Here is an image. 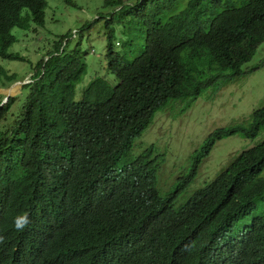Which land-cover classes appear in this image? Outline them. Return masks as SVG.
Segmentation results:
<instances>
[{
  "label": "trees",
  "instance_id": "16d2710c",
  "mask_svg": "<svg viewBox=\"0 0 264 264\" xmlns=\"http://www.w3.org/2000/svg\"><path fill=\"white\" fill-rule=\"evenodd\" d=\"M48 5L0 0V57L27 60L9 51L18 40L12 30L44 26ZM104 6L145 38L142 52L128 59L116 49L114 16L106 18L107 66L116 85L97 76L75 99L86 53L78 45L66 51L72 35L66 33L23 85L29 93L9 126L3 121L16 97L0 99V264H264V140L178 203L218 141L258 137L264 105L247 122L209 134L165 196L157 187L162 154L150 145L131 156L169 101H195L212 84L219 89L257 69L243 66L264 42V0H105ZM18 79L0 66V87ZM33 192L57 194L42 236L30 227L14 230L22 200Z\"/></svg>",
  "mask_w": 264,
  "mask_h": 264
},
{
  "label": "rangeland",
  "instance_id": "374dc122",
  "mask_svg": "<svg viewBox=\"0 0 264 264\" xmlns=\"http://www.w3.org/2000/svg\"><path fill=\"white\" fill-rule=\"evenodd\" d=\"M104 3L105 0H49L44 26L32 23L29 29L13 28L18 40L9 51L20 53L27 60L0 57V66L11 73H18L19 77L13 85L0 88V99L4 95L3 103L8 101V94L16 97L7 119L3 121L5 125L12 124L15 115L19 116L29 93V88H23V85L32 81L36 64L47 58L54 42L59 39L58 35L72 33L66 51L78 45L86 53L87 72L77 83L76 100L82 98L83 89L97 76L116 85V76L107 66L106 18L114 16L111 25L116 31V49L126 53L128 59L142 52L145 38L138 33L136 25L129 23V18L119 13L112 14L114 8L105 7ZM95 19L98 21L91 23ZM129 39L134 44H128ZM251 68L257 69L219 89L216 83L212 84L195 101L188 98L169 101L156 113L149 128L136 139L131 156L138 155L150 145L163 156L157 180V187L163 196L173 191L180 176L190 170L193 155L209 134L217 128L247 122L253 111L264 105V42L253 59L243 66L245 70ZM262 140L264 128L255 139L232 135L218 141L210 155L203 159L196 179L178 198V203L185 202L197 188L212 180L241 151Z\"/></svg>",
  "mask_w": 264,
  "mask_h": 264
},
{
  "label": "clouds",
  "instance_id": "9594fccd",
  "mask_svg": "<svg viewBox=\"0 0 264 264\" xmlns=\"http://www.w3.org/2000/svg\"><path fill=\"white\" fill-rule=\"evenodd\" d=\"M9 99L10 96L7 100L9 101ZM5 103L2 102V104ZM56 195L57 194H47L45 196H41L35 192L27 193L25 195V198L22 200V203L24 204V210L21 212V214H18L13 220L14 230L17 232H23L28 227H30L33 233L38 236H42V231L48 227L50 217V206L53 200L55 199ZM4 239L5 237L0 235V243H2ZM259 254L264 256V249H262Z\"/></svg>",
  "mask_w": 264,
  "mask_h": 264
},
{
  "label": "water",
  "instance_id": "95a60500",
  "mask_svg": "<svg viewBox=\"0 0 264 264\" xmlns=\"http://www.w3.org/2000/svg\"><path fill=\"white\" fill-rule=\"evenodd\" d=\"M9 96H10V95L8 94V96H7V97L9 98ZM8 98H7V99H8Z\"/></svg>",
  "mask_w": 264,
  "mask_h": 264
}]
</instances>
